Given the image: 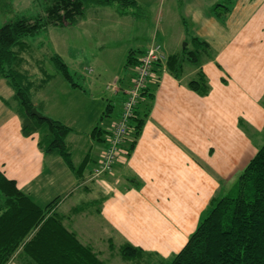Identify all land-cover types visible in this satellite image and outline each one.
Instances as JSON below:
<instances>
[{
    "label": "crops",
    "instance_id": "crops-1",
    "mask_svg": "<svg viewBox=\"0 0 264 264\" xmlns=\"http://www.w3.org/2000/svg\"><path fill=\"white\" fill-rule=\"evenodd\" d=\"M135 1L141 9L159 10V30L152 33L134 10L123 14L117 4L89 7L75 26L61 29L104 27L116 41L127 38V57L135 51L134 57L139 58L155 43L163 46L166 58L182 54L192 37L207 43L214 55L200 68L186 62L177 75L166 64L156 67L139 107L138 115L144 117L140 136L112 174L92 179L105 147L93 131L100 127L109 132L122 113L133 76L124 80L114 73L103 86L88 77L95 71L87 70L84 63L94 53L83 47L73 52L70 47L71 53L54 51L51 55L60 56L69 68L75 55L80 60L75 72L85 78L81 88H73L56 71L55 78L35 97L47 117L72 129L66 143L74 166L81 168L79 174L62 158L44 155L38 134L23 135L21 119L8 104L14 91L0 79V171L41 207L60 198L54 212L108 264H125L124 259L115 260L125 246L143 250L160 264L178 254L198 228L196 208L201 216L213 199L226 197V192L215 195L226 186H235L232 182L264 143V139L255 141L264 131V0H232L224 21L214 16L213 8L227 0ZM166 1L173 3L168 21ZM106 9L121 19L103 25L101 20L87 18L88 14L104 15ZM165 25L179 29L176 37L167 36ZM102 49L100 45L96 52ZM31 73L41 75V68ZM199 73L209 85L207 95L189 87ZM114 82L119 88L109 90ZM104 91L118 101L117 111L111 100L103 99ZM108 124V129L103 127ZM248 151L253 154L241 164ZM111 244L118 253L112 254Z\"/></svg>",
    "mask_w": 264,
    "mask_h": 264
},
{
    "label": "trees",
    "instance_id": "trees-1",
    "mask_svg": "<svg viewBox=\"0 0 264 264\" xmlns=\"http://www.w3.org/2000/svg\"><path fill=\"white\" fill-rule=\"evenodd\" d=\"M43 2L44 15L20 17L0 27V79L5 80L14 91V97L8 104L21 119L23 135L31 137L38 134L39 147L44 155L62 158L71 170L79 174L81 168L74 166L66 143L72 129L47 117L43 113V107L35 104L36 95L55 77L43 68L39 78L31 73V65H28L29 58H32L29 40L51 26H75L89 7L117 4L125 14L126 11L138 10L139 6L135 0ZM230 11L231 8L226 3L216 4L213 8V14L221 21L226 19ZM189 41V46L182 54L166 60L167 68L175 75L186 62L200 68L204 60L213 58L214 54L207 43L198 37H192ZM135 54V51H131L127 57V66H133L134 70L140 65V58L146 52L139 58H135ZM50 60L71 87L81 88L60 56L53 55ZM36 63L39 66V62ZM160 64L155 63L154 72ZM152 80L141 91V100L148 94ZM189 87L201 95H207L210 90L201 73L189 83ZM140 103L132 123V141L127 145L130 153L144 125V117L138 115ZM33 109L47 119H39L33 115ZM93 135L98 138V142L104 144L105 150L109 133L97 127L94 128ZM59 200L57 198L41 207L20 190L15 181L9 180L0 171V264H9L11 261L18 264H108L91 246L81 243L77 235L66 228L65 218L54 212ZM150 256L132 246H125L120 250L122 259L137 264H143L142 258L147 261L145 258L150 259ZM169 260L167 264H264V143L239 175L233 193L212 200L186 246ZM151 262L150 259L149 263Z\"/></svg>",
    "mask_w": 264,
    "mask_h": 264
},
{
    "label": "rangeland",
    "instance_id": "rangeland-1",
    "mask_svg": "<svg viewBox=\"0 0 264 264\" xmlns=\"http://www.w3.org/2000/svg\"><path fill=\"white\" fill-rule=\"evenodd\" d=\"M231 2L232 0H227V3H226V5L230 8H231V5H230ZM44 4L45 3L43 2V0H0V27L20 17H33L34 18L40 15H44L45 14ZM172 4L173 3L171 1H166L164 3V11L167 13V21H168V14L172 10ZM113 6L118 7L117 5H113ZM156 6L158 7L159 4H156ZM160 8H162V5L160 6ZM106 10H109V11H106L108 13L104 15L100 14L99 16H95L94 14H88L87 18L89 20H96V19L101 20L103 25H105L106 23H109L108 20H114L113 18L121 19V18L113 17V12H111L110 9H106ZM134 12L140 17L139 19H142L143 21L146 22V24H148L146 25V28L149 30L151 29L152 33L154 32L155 28L159 30V20H160L159 10L153 9L150 11V10L139 8L138 10ZM163 29L164 31L168 33L167 36L170 38L176 37L179 31V29L177 30L175 27L170 29L166 25L163 27ZM84 30L89 31L90 33L85 35V33L83 32ZM105 30L106 29H104V27H100V26H96V27L87 26V27H84L83 29H78V30H76V28L61 29L60 27L51 26L46 31H43L39 35L35 36L34 39L29 40L30 48L32 49V58H29L30 56L28 57L29 58L28 65H31L32 72L38 71L40 67V68L45 69L49 74H54L57 69L55 68L53 62L50 60V57L54 53V51H61L66 54V53H71L69 52L71 49L70 47L74 48L73 52H75V47H83L88 52L94 53L93 56H90L87 59H84V63H87L89 67L87 68V70L93 69V70H90V72L95 71L93 75H88V77L90 79H97L101 85L105 86V85H108V83L111 81L112 76H114V73H119V75L124 76L122 78L124 80L133 76V78L131 77L132 78L131 86L127 89L125 93V95H128L127 92H131L134 90V88L132 89V87L134 86L135 77H136L137 69L139 68V65H137V68L135 70L133 66L132 67L127 66L126 50L128 49V46H124L125 41H127V38L124 39V37L122 36L121 41H116L115 37L113 36L112 38H110L109 35L111 34H107ZM63 42H66V43L63 44ZM156 44L157 43L150 45V47L147 50H151L153 46ZM100 45H103L105 49H102L101 51L96 52L97 47ZM158 45H160L161 47V50L159 51L160 55L161 56L163 55L165 57V51H164L163 46L161 44H158ZM212 59L213 58L204 60L202 64L205 63L206 61H211ZM166 60L167 58L165 57L164 62L160 61L159 63L166 64ZM77 61H78V66H79L80 60H78L74 55L70 61V70L74 77L75 82H77L80 85H83L84 84L83 81L85 80V78L81 77L82 73L79 72L78 74H76L75 72V70L79 69L77 66ZM36 62H39V66H37ZM36 75H34V77L39 78L37 73ZM62 80L64 79L62 78ZM116 84H117L116 82L110 84L111 86L109 85L108 89L109 90H112V89L115 90L116 88L118 89L119 87H117ZM103 99L105 100V102L111 100V103L113 104V107L115 108V110L117 111L119 109L118 101L111 99L110 95L106 91H104ZM123 110H124V104L122 107V111ZM107 117L108 116H105L103 118L104 119L103 121H105ZM101 121H99V124L102 123ZM117 121H115V123ZM110 124H108L107 126H103V127L108 129L110 127ZM113 125L111 126V128L114 127ZM245 130L249 131L250 128H245L244 131ZM82 138L83 140L89 141L87 136H83ZM263 139H264V131L260 133L259 138H257V140L255 141L261 143ZM127 152L128 154L126 156L128 157L130 155V152L128 150ZM252 154L253 153H251V151H248L240 163L242 164L243 161H246ZM126 156H121V158L123 157L126 158ZM93 173L95 174L94 171ZM238 177L236 181L232 182V184H235V186L233 185L226 186L224 189L222 188V191L218 192L215 196L216 197L219 196L222 192H226L227 195H231L233 191L235 190V188L237 187ZM208 208L209 207H207L206 210ZM205 211L202 212L201 216H199L198 209L196 208V213H195L196 214V228L200 225L203 217L205 216L204 214ZM196 230L197 229H195V231ZM101 247L103 248V246ZM111 249H112L111 251L112 254L118 253L117 252L118 249H116L114 246ZM142 259H143V262H142L143 264L149 263L148 258H145L147 259V261H145L144 258ZM169 259L170 258H166L162 262L167 264L170 261ZM115 260H122V258L118 257V259H115ZM160 263H161L160 261L158 262L156 260L151 262V264H160ZM112 264H118V263H112ZM125 264H137V263L126 261Z\"/></svg>",
    "mask_w": 264,
    "mask_h": 264
},
{
    "label": "built area",
    "instance_id": "built-area-1",
    "mask_svg": "<svg viewBox=\"0 0 264 264\" xmlns=\"http://www.w3.org/2000/svg\"><path fill=\"white\" fill-rule=\"evenodd\" d=\"M160 50V45L156 44L151 50H147L144 56H141L134 86L132 87L134 90L127 92L124 110L118 121L113 125L114 127L109 129L106 150H104L98 165L94 169L93 180L112 173L115 164L120 160L121 156L128 154L126 146L132 141V123L136 117V110L140 103L141 91L154 78L153 68L155 63L164 62L165 60V57L160 55Z\"/></svg>",
    "mask_w": 264,
    "mask_h": 264
},
{
    "label": "water",
    "instance_id": "water-1",
    "mask_svg": "<svg viewBox=\"0 0 264 264\" xmlns=\"http://www.w3.org/2000/svg\"><path fill=\"white\" fill-rule=\"evenodd\" d=\"M185 45H186V44H185ZM32 113H33V115H35V116L38 117L39 119H43V120L47 119V117L42 116L41 113L38 112L36 109H33Z\"/></svg>",
    "mask_w": 264,
    "mask_h": 264
}]
</instances>
